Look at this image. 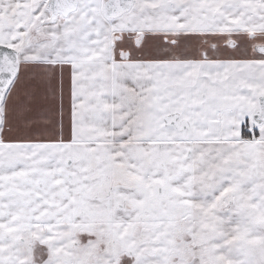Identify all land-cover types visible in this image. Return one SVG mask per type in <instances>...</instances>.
Listing matches in <instances>:
<instances>
[{
    "label": "snow or ice",
    "instance_id": "1",
    "mask_svg": "<svg viewBox=\"0 0 264 264\" xmlns=\"http://www.w3.org/2000/svg\"><path fill=\"white\" fill-rule=\"evenodd\" d=\"M0 264H264V0H0Z\"/></svg>",
    "mask_w": 264,
    "mask_h": 264
}]
</instances>
